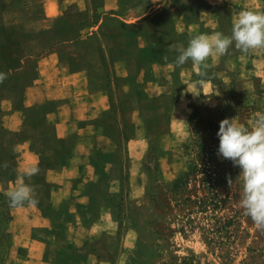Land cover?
Returning a JSON list of instances; mask_svg holds the SVG:
<instances>
[{
	"label": "crops",
	"instance_id": "obj_1",
	"mask_svg": "<svg viewBox=\"0 0 264 264\" xmlns=\"http://www.w3.org/2000/svg\"><path fill=\"white\" fill-rule=\"evenodd\" d=\"M245 9L264 12V0H0V264H112L127 252L121 211L145 203L151 154L163 172L194 110L229 107L235 79L264 83V50L211 57L200 83L169 46L230 35ZM32 166L38 203L10 207Z\"/></svg>",
	"mask_w": 264,
	"mask_h": 264
},
{
	"label": "rangeland",
	"instance_id": "obj_2",
	"mask_svg": "<svg viewBox=\"0 0 264 264\" xmlns=\"http://www.w3.org/2000/svg\"><path fill=\"white\" fill-rule=\"evenodd\" d=\"M234 81L229 107L192 112L188 134L171 143L163 172L151 154L145 203L121 211L122 231L126 225L134 231L124 238L127 252L112 264H264V231L238 207L242 180L228 185L227 178L235 182L241 169L217 155L220 121L236 117L247 126L264 111V83L254 77L250 88ZM6 100L0 95V114ZM4 202L0 197V219L6 216ZM5 239L0 223V262ZM94 246L100 257L114 259L102 244Z\"/></svg>",
	"mask_w": 264,
	"mask_h": 264
},
{
	"label": "clouds",
	"instance_id": "obj_3",
	"mask_svg": "<svg viewBox=\"0 0 264 264\" xmlns=\"http://www.w3.org/2000/svg\"><path fill=\"white\" fill-rule=\"evenodd\" d=\"M233 46L242 54L264 50V12L241 10L233 19L230 35L219 31L211 35L196 34L190 36L186 47L177 43L171 44L168 50L177 53L174 63L178 67L190 60L201 78L199 82L204 83L211 67L208 60L228 55ZM163 59L167 62L168 56ZM6 78L7 74L0 72V83ZM217 136L218 157L230 160L241 169L235 182L231 176L227 178L230 188L242 180L238 207L244 216L251 218L256 229L264 231V111H258L247 126L236 117L221 120ZM4 167L7 168V164ZM39 172L38 166H32L19 175L16 186L6 193L10 207L38 203L34 187L25 183L24 178H31Z\"/></svg>",
	"mask_w": 264,
	"mask_h": 264
}]
</instances>
